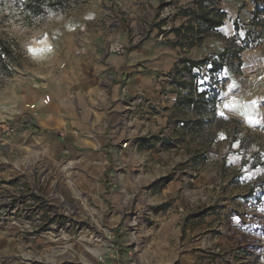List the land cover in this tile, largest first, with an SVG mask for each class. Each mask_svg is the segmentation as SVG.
Masks as SVG:
<instances>
[{"label":"rangeland","instance_id":"obj_1","mask_svg":"<svg viewBox=\"0 0 264 264\" xmlns=\"http://www.w3.org/2000/svg\"><path fill=\"white\" fill-rule=\"evenodd\" d=\"M98 8L97 0H87L29 25L15 0H0V31L17 42L20 63L12 76H0V122H32L39 108L54 104L50 89L61 46L97 17ZM235 44H242L240 53L254 47ZM241 67L240 58L237 69H224L236 75ZM224 81L215 82L220 90ZM223 122L225 137L209 133L204 154L142 158L139 151L125 155L116 148L101 153L110 163L105 170L96 158L60 153L40 130L16 146L23 127L9 155L1 154L0 146V264H264V132L234 117ZM30 142L34 146L27 148ZM223 146L229 150L224 156ZM203 159L207 162L198 168L196 161ZM89 161L95 164L88 170ZM156 161L160 169L146 166ZM215 167L218 177L210 171ZM165 177L176 182L167 193L170 203H164L172 218L156 219ZM11 193L31 197L29 215L10 213L3 195ZM174 218L176 233L164 225Z\"/></svg>","mask_w":264,"mask_h":264},{"label":"crops","instance_id":"obj_2","mask_svg":"<svg viewBox=\"0 0 264 264\" xmlns=\"http://www.w3.org/2000/svg\"><path fill=\"white\" fill-rule=\"evenodd\" d=\"M104 1L97 0V17L101 15ZM123 1L133 3L138 0ZM152 2L158 5L160 0ZM222 3L220 13L209 17L211 21L208 23L191 11H183L181 16L189 17V20L186 23L178 20L179 28L170 35V41L167 43L156 41L155 31L149 40L138 47L130 48L125 56H113V72L117 81L110 96L105 99L97 98L96 95L98 77L104 70V66L97 60L96 49H79L72 40L65 42L57 57L58 74L54 83H51L50 90L55 92V102L39 108L36 115L31 117L32 122H29L30 119L24 120L25 133L16 136L14 144H26L27 139L40 130L60 153L68 150L69 155L77 159L81 155L89 159L96 158L101 161L97 164L105 170L110 167V163L101 157V153L103 155L105 152L112 153L116 148L119 149L121 137L113 134V128L120 111L126 107V101L135 97L138 92H142L147 98L160 100L164 106L162 115L155 117L153 113L146 111L142 122L136 125L138 130L147 133L137 150V155L142 158L151 154L157 159L163 155L169 158L176 152L184 151L191 155L204 154L208 148L206 140L209 133L211 138L223 139L228 130L223 120L230 117L264 132V3L259 0H222ZM257 11L259 12L256 14ZM175 39L176 43L172 41ZM230 40H241L246 46H254L240 53L242 72L236 75L220 69L219 65L225 44ZM183 60L194 63L207 61L193 71L194 95H186L191 91V88L187 87L180 93L184 95L179 99V91L166 92L155 84V80L160 74L171 72L177 64L182 68ZM62 63H66L64 69L60 68ZM223 78L225 83L216 99L213 124L210 128L201 127L199 133L192 132V124L197 120L206 122L210 114L206 107L203 115L195 112L192 104L184 103V96L195 102L197 94L212 91L217 86L215 82ZM190 80L191 77L188 83ZM123 91L127 94L123 95ZM184 123L188 124L186 128L183 127ZM32 124L37 130L32 129ZM171 128L175 129L174 134L170 133ZM38 138L44 140L42 136ZM33 144L30 142L26 147L34 146ZM225 151L229 150L223 146L222 156ZM121 154L127 155L128 152L123 150ZM206 162L205 159L200 160L198 168ZM93 163L89 161L86 168L89 170ZM146 166L160 169L162 163L149 162ZM166 167H174V164L168 163ZM210 171L218 177L217 167L211 168ZM101 185L104 186L103 182ZM174 185L176 182L171 179L159 186L164 199L159 202L162 207L154 210L156 219L166 214L170 217L172 214L171 211H164L168 208L164 203H170L172 196L167 193L175 188ZM183 209L182 206L180 214H183ZM177 221L176 218L170 219L164 225L166 224L165 227H168L169 231L176 233L180 228Z\"/></svg>","mask_w":264,"mask_h":264},{"label":"built area","instance_id":"obj_3","mask_svg":"<svg viewBox=\"0 0 264 264\" xmlns=\"http://www.w3.org/2000/svg\"><path fill=\"white\" fill-rule=\"evenodd\" d=\"M259 1L264 3V0ZM222 5V0H189V2L160 0L158 5H154L152 0H138L133 3H126L123 0H105L101 7V15L75 30L71 39L79 49L91 47L96 49L97 60L104 66V70L98 77L97 91L102 97L108 98L117 81L113 72V56H125L130 48L138 47L149 40L155 31V40L167 43L170 41V35L179 28L178 20L181 19L182 23L188 22L189 17L181 16L183 11H191L196 16L208 14L209 17H214L220 13ZM172 41L177 42L176 39ZM240 46L242 44L236 46L233 40L228 42L227 54L222 63L225 68L237 69L240 66V57L237 53ZM65 67L66 63L60 65L61 69ZM189 78L188 74H180L173 69L169 73L157 76L155 84L166 92L176 91L179 90L177 81H189ZM125 94L127 92L123 91V95ZM126 102V107L120 111L114 125L113 134L121 137L120 153L125 150L130 154L138 150L142 138L147 135L144 131L138 130L136 125L142 122L146 111L153 113L155 117L162 115L164 106L160 100L147 98L142 92H138L135 97ZM24 125L25 122L21 119L0 122L1 154L5 156L10 154L13 137ZM174 132L175 129L171 128L170 133L174 134ZM21 183L27 182L22 180ZM19 189L21 190L22 187ZM3 197V203L10 209L12 215L15 216L18 211H24L25 215H29V208L26 205L32 203L31 197H26L25 200L20 199L19 193H11Z\"/></svg>","mask_w":264,"mask_h":264},{"label":"trees","instance_id":"obj_4","mask_svg":"<svg viewBox=\"0 0 264 264\" xmlns=\"http://www.w3.org/2000/svg\"><path fill=\"white\" fill-rule=\"evenodd\" d=\"M87 0H15V4L17 5V9L22 15L23 19L29 24L32 25L34 20L40 17L46 16L50 12H56V13H68L71 12L73 9H75L78 6H81L85 4ZM259 11L256 12V14ZM191 13V12H190ZM201 18H203L207 23L211 20L209 19L208 14H201ZM242 50V49H240ZM240 50H238V55L240 57ZM19 46L17 42L8 37L5 33H2L0 31V76H12L15 72V68L20 67L19 63ZM227 54V49L222 53L220 56L219 65L221 66L220 69H224L223 59ZM207 60H204L201 63H194L190 60H183L181 63L182 68L180 67V64H177V66L174 68L178 71V73H186L191 77L190 83L185 80H179L177 81V86L179 87V99L184 94L182 91L184 89H187V87H190L191 91L188 92L186 95H194L195 90V82L192 80L193 71L196 67L200 66L202 63H206ZM197 81V80H196ZM223 82V81H222ZM221 80L220 83L222 84ZM219 83V85H221ZM197 84V82H196ZM193 89V90H192ZM220 88H218V85L215 89L209 92H202L200 94H197V100L194 102L193 99H187V96H184V103H190L193 105V109L198 114H204L206 108H208V114L209 117L207 118L206 122L197 120L195 123L192 124L191 130L192 132L199 133L200 128L208 127L213 124L215 116H216V99L219 96ZM193 97V96H191ZM206 107V108H205ZM188 124L184 123L183 127L186 128ZM199 163V161H196ZM171 180L170 177L163 178L162 182L165 184Z\"/></svg>","mask_w":264,"mask_h":264}]
</instances>
